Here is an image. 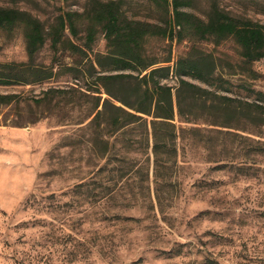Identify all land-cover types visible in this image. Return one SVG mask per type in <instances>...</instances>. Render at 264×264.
<instances>
[{"label":"rangeland","instance_id":"obj_1","mask_svg":"<svg viewBox=\"0 0 264 264\" xmlns=\"http://www.w3.org/2000/svg\"><path fill=\"white\" fill-rule=\"evenodd\" d=\"M89 1L0 0V9L39 19L48 35L30 61L23 27L1 30L0 64L91 71L59 72L35 85L0 86L1 95L16 97L10 106H0V264H264V127L251 119L246 106H264V58L245 64L233 37L216 43L190 29L183 40L154 36L145 41L150 60H171L159 66L173 69L193 49L217 65L209 83L185 78L219 98L183 94L185 115L176 110L174 121L176 153L156 177L151 148L147 151L138 137L125 132L96 140L85 106H74L96 102L82 92L100 96V105L108 98L103 90L93 92L99 75L88 68L96 55L108 51L103 33L99 30L87 48L85 17L78 19L76 38L64 32V39L85 49L84 60L61 45L57 51L51 47L59 17L85 13ZM116 1L130 20L167 29L174 25L173 0ZM181 3L179 11L191 15L192 22L208 25L223 16L222 21L264 33V0ZM162 82L174 93L179 86L173 76ZM49 89L69 93L51 94L36 107L33 100ZM221 97L244 107L229 115L231 126L211 123V107L215 113ZM147 169L148 179L143 176Z\"/></svg>","mask_w":264,"mask_h":264},{"label":"trees","instance_id":"obj_2","mask_svg":"<svg viewBox=\"0 0 264 264\" xmlns=\"http://www.w3.org/2000/svg\"><path fill=\"white\" fill-rule=\"evenodd\" d=\"M172 5L174 25L167 29L130 20L122 11L121 1L90 0V8L85 13L68 12L59 17V26L55 27L51 34L53 50L57 51L61 45L64 50L71 51L73 55L84 60L88 58L85 49L70 39H64V32L68 30L72 37L76 38L79 32L78 19L85 17L88 22L85 28L87 48L95 41L99 30L103 33L108 51L106 54L96 55L88 68L99 75L95 83H92L93 92L101 94L103 90L108 98L104 100L103 105H100L102 101L100 96H91L81 91L82 97L92 98L96 102L94 105L74 106L79 108L85 106V111L83 110L86 112L85 120L92 117L88 129L93 131L97 137L96 140L103 135L112 136L125 132L138 137L139 143L143 142L147 151L151 148L156 177L161 169H168L176 153L177 127L174 121L176 110L179 115H185L182 105L183 94L186 93L189 96L193 94V98L203 99L199 94L203 93L219 98L213 92L189 83L185 78L209 83V77L216 71L217 65L210 55L193 49L188 56L181 57L177 61L175 68L159 66L158 64H168L171 60H150L145 54V41L154 36H162L170 41L176 38L183 40L186 37V31L190 29L193 30L192 35L201 39H212L216 43L233 37L242 49L245 64H252L264 58V33L261 29L248 26L239 28L235 21L228 19L222 21L225 18L223 16H215L208 25H202L192 22L191 15L179 11L182 6L181 0H173ZM18 27H23L27 53L30 61H33L47 41L48 35L44 24L27 12L1 8L0 31H12ZM96 68L101 72H97ZM54 69V67L42 68L37 65L0 64V86L35 85L53 79L59 72L61 74L64 71L80 75H85L86 72L91 74L87 68L85 71L79 67L69 68L60 65L57 72ZM105 71H109L110 74H105ZM126 71L131 73H125ZM113 72L122 73L113 74ZM170 76L175 77L179 82L175 93L173 87L162 82ZM73 90L80 94V90ZM86 91L91 92L87 89ZM68 93L67 90L49 89L43 97L33 101L37 104L36 107H41L51 94H60L65 97ZM14 99H16L14 95L0 94V106H10ZM220 99L222 103L215 107V113H213L214 107H211L212 115H209L214 120L211 123L222 127L231 126L229 115L237 114L239 109L242 111L244 107L235 105L237 101L229 97ZM59 106L61 105L52 107ZM206 106L203 107L206 108ZM246 106L251 119L256 120L259 127H264V106L254 104ZM187 114L196 116L197 113L190 111ZM36 122L33 121L32 124ZM106 152L107 150H104L101 154L104 155ZM148 174L147 169L143 176L148 179Z\"/></svg>","mask_w":264,"mask_h":264}]
</instances>
